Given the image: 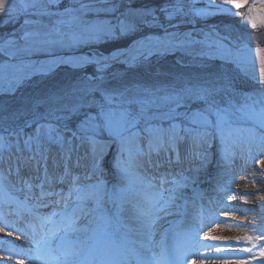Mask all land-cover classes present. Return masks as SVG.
<instances>
[{"label":"snow or ice","instance_id":"snow-or-ice-1","mask_svg":"<svg viewBox=\"0 0 264 264\" xmlns=\"http://www.w3.org/2000/svg\"><path fill=\"white\" fill-rule=\"evenodd\" d=\"M58 4L59 0H27L21 5L19 9L21 12L27 13L31 9V14L37 17L49 16L57 17V19L50 28L42 25L40 20H26L25 25H35L36 28L24 31L22 39L25 46L17 48V52L31 53L36 50H50L55 46L73 47L92 41H107L132 35L142 27H160L163 29V35L146 36L142 40L134 41L129 49L123 51L117 49L108 56L67 58L53 56L46 62L25 65L32 69L30 75H46L60 64H67L73 68L95 64L99 75L85 76L83 80L66 88L49 92L33 105L30 110V119H25L19 131L3 129L10 136L17 137V152L23 154L26 150L32 153L24 159V163L35 161L39 169L40 160H44L45 179H48L46 153L50 151L52 145H57L65 160L64 175L67 176L70 175L67 161L70 160L72 152L80 146H86V155L91 157L93 173H95L100 171V162L107 148L116 144L119 148L116 167L121 174V179L127 181L124 187L114 185L109 190L103 180L82 185L79 183L78 176L73 177L67 193H56L60 196V200L56 203L62 204L60 210H54L51 214L40 218L41 229L47 225V231L42 232L39 239H35L34 232L32 242L39 250L41 264H123L129 254L136 256L137 264H152L137 251L135 247L137 241L128 240L127 237L117 241L115 232L109 229L114 224L121 223L119 213L123 210V205L129 202L127 197L131 195L137 199V202L133 204V215L140 225L139 232L151 240L153 228H157L158 222L163 219L159 213L170 214L169 209L179 198L177 189L184 185L173 179L171 183L175 187L166 188L165 185L169 183V180L165 175H161L158 183H154L153 181L157 180L156 177L148 180L134 171L136 166L134 161L139 157H147V163L152 165L153 152L159 155L161 151L166 153L175 151L178 142L184 139L179 135L180 131L191 133V139L196 146L204 140L208 134V128L214 127L223 139L225 127L231 125L233 117L255 119L261 127H264V90H261L256 99H253L251 94H242L244 102L237 104L231 81L222 76L204 77L199 73L187 76L181 74L168 84L151 87L124 84L114 76L112 79L116 80V83H111L103 75L110 67L109 61L132 65L146 61L154 53L187 51L197 44L213 49L221 59L227 60L230 58L231 50L223 43L226 38L219 37L218 34L215 40H210L212 34H204L203 40H196L190 32H170L169 27H178V25H172L171 20L188 14L184 12L179 0L174 5L160 9L169 22L167 27L156 16L155 9L133 8L129 4L121 11L120 0H88V2L72 0V4L63 9H60ZM53 5H57L55 11L51 10ZM232 6L236 9L247 8L246 21L253 29L264 25V3L256 9L255 0L251 4L248 0H232ZM212 7L220 13L237 15L226 5H212ZM254 10L257 14H254ZM13 11L15 9L10 0H0V16L9 15ZM191 11L197 16L209 14L205 10L192 9ZM87 14H94L97 19L86 21L84 16ZM101 15L111 19H100ZM82 25L83 31H77ZM41 26L47 30L40 31ZM16 44L17 41L13 39L5 40L0 50L14 47ZM5 54L15 57L16 52H5ZM256 54L260 63L258 82L264 86V48L257 47ZM198 55L211 57L213 52L201 51ZM121 57H124L123 61ZM193 66H195V60ZM9 67L16 66L8 63L3 65L4 69ZM26 78L18 77L16 83L19 84ZM192 104H199L201 107L192 110ZM254 105H261L259 111ZM39 107L44 108L42 113L37 111ZM181 108L185 110L179 111ZM237 113L241 115L237 117ZM22 115H28V113ZM165 122L168 124L166 128ZM24 128H33V131L24 133ZM141 133H145L148 137L147 151L140 144ZM21 134L26 137L23 140V148L20 146ZM8 144L7 137L0 134V148ZM124 153H127L126 160L120 159ZM21 159L22 157H17L18 162ZM168 162L171 163L170 160ZM259 163L264 165V161ZM159 166V163L155 165L157 168ZM86 179H91V176L89 175ZM62 180L63 177H61ZM37 187L41 188V197L52 195L43 191L42 184ZM221 191L227 193L228 189L225 187ZM0 193H4L7 199H12L2 183H0ZM107 204H112L116 208L115 216L109 215ZM42 206L47 207V205ZM89 216L93 218L90 223L98 222L95 227L89 228L81 224V220ZM201 227H203V220H201ZM0 231H4V227H0ZM158 231L159 228H157ZM198 231L199 229H194L191 233L185 234V240L189 245L193 248L196 245L211 247V245L199 243ZM79 234H84L82 239ZM8 235L11 236L12 233ZM74 236L75 239H73ZM212 239L220 238L212 237ZM247 239L253 238L247 237ZM255 239H264V236H258ZM54 242H56L55 247H53ZM0 243L14 242L4 240ZM139 243L141 248L146 247L142 241ZM161 245L162 241L156 242V246L161 250L156 254L155 264H183L184 258L189 255V251L180 244L174 245L168 254H165ZM196 250L198 251V248ZM260 256L264 257V251L260 252ZM12 258L9 257L8 260ZM0 264H7V260L0 259ZM17 264H24V261L18 260Z\"/></svg>","mask_w":264,"mask_h":264},{"label":"rangeland","instance_id":"rangeland-1","mask_svg":"<svg viewBox=\"0 0 264 264\" xmlns=\"http://www.w3.org/2000/svg\"><path fill=\"white\" fill-rule=\"evenodd\" d=\"M184 12L188 13L187 15L181 16L180 19H172L171 24L172 25H178V27H169L172 28L171 31H180L186 27H195L196 24H194L197 20L200 19V22L202 25H209L210 27L217 28L222 34H226L229 37H231L235 41L244 40L248 43H250L253 46H262L264 45V31H261V26H258L257 28L253 29L251 24L246 21V14H247V8H233L232 6V0H184ZM27 2V0H10V3L12 4L15 11H13L9 15H3L0 16V22H3L4 24H7L8 22H11V20L16 19L15 13H25L19 11L21 8V5L23 3ZM61 0H59L58 7L60 9H63L64 7L69 6L72 4V0H70L67 6H64L62 3H60ZM85 2H88V0H85ZM122 6L121 11L124 10L125 7H127L129 4L133 8H153L154 4L156 3H163L164 8L168 7L170 5H174L178 2V0H120ZM180 2V1H179ZM253 0H248V3L251 4ZM183 3V1L181 2ZM264 3V0H255V8L259 9L261 7V4ZM212 5H226L229 8H232L233 11L237 13V15L233 16L228 13H220L218 12ZM78 6V5H73ZM99 6V5H98ZM57 8V5H53L51 10L55 11ZM192 9L197 10H205L208 15L205 16H197L192 12ZM244 10V11H243ZM244 12V17H242ZM240 13V16L238 15ZM254 14H257V12L254 10ZM31 15V9L23 15V17L26 20H32L30 17ZM156 16L159 18L162 24L164 26H168V20L165 19L164 13L162 11H156ZM33 18H38L40 21H42V25L48 26L50 28L53 24V22L57 19V17H49V16H32ZM100 19H111V17H105L104 15H101L99 17ZM84 19L86 21H92L97 19V17L94 14H87L84 16ZM25 20V21H26ZM115 21L113 20V23ZM28 29V31L34 30L36 28L35 25H27L25 27ZM84 26L82 25L80 29H77V31H83ZM264 29V28H263ZM47 29L44 27H40V31H46ZM26 31V30H25ZM66 31V30H65ZM150 32L152 33H160L158 27H153ZM137 33V32H135ZM14 34V33H13ZM86 35V33H85ZM140 35L144 36V32L140 33ZM138 37V36H137ZM15 39H19L20 37L18 35L14 36ZM136 38V35L134 36ZM132 38V39H134ZM40 39V38H36ZM131 40V39H130ZM102 41V40H101ZM88 42V43H81L78 46L73 47H59L55 46L51 48L50 50H36L31 53L27 52H17V48H22L25 46L24 40L21 39L20 44L14 46V47H8L4 48L5 52H16L15 59L20 58H33V57H44V56H58V54L61 53H77L84 50V47L88 46L89 48H96L95 46L104 43L101 42ZM120 41V40H119ZM125 45V44H123ZM126 46V45H125ZM118 48V47H116ZM99 50V49H98ZM91 51V50H90ZM100 54V53H99ZM166 54V53H165ZM155 57V56H152ZM149 57L146 61H141L139 64H147L149 63V59L152 58ZM154 59V58H153ZM155 59L159 60H165V59H172L168 56H164L161 54V56H156ZM111 66V65H110ZM112 70L116 69L115 65L111 66ZM213 73H215V76H222L228 78L226 73H222L220 70H215ZM73 73H67L63 72L62 74L52 76L50 73L46 75H39V76H47L44 80L46 81L43 85L36 86L35 93L38 94L43 89V94L40 96L37 95L38 99L34 100L32 97L34 95L30 96L29 98L26 96L19 97L20 93L17 92L13 97L14 101L12 100L13 97L10 99H7L8 97L3 95L1 99H4V101L0 100V130L2 132L4 128H9L11 131L12 129H17L21 127L20 125L24 124L25 119H30V110L32 109L33 105L41 100L45 95H47L49 92L56 91L58 89L66 88L67 86L75 83L71 82V75ZM38 75V74H37ZM185 75V73L183 74ZM155 78H158L160 80V77L153 76ZM131 77H122V74L119 76V81L121 83L127 84L126 79ZM39 77H35L26 84H36V82L39 80ZM74 80V79H73ZM78 79L77 81H79ZM76 81V82H77ZM25 82V81H24ZM23 82V83H24ZM171 81L163 82V81H153L145 77H140L137 79H132L130 84H139L142 86H162L165 84L170 83ZM21 83V84H23ZM46 84H53L55 88H48L44 89ZM19 86V85H18ZM17 86V87H18ZM15 89L9 88L4 93H13ZM235 95L238 98H235L236 103L240 104L244 102V97L242 94H245L246 92L238 93L239 89H234ZM264 90V89H263ZM259 92L255 91H248L246 94H251L253 99L258 98ZM1 94V93H0ZM3 94V93H2ZM240 96V97H239ZM40 98V99H39ZM11 103H10V101ZM10 103L6 105L5 103ZM251 103V101H249ZM254 107L259 111V108L261 105H254ZM192 110H195L196 107L191 108ZM185 109L181 108L179 111H184ZM39 112H43L44 108L39 107L37 109ZM23 113H28V115H22ZM15 114V115H14ZM241 114L237 113V117H239ZM7 117V119H5ZM214 121V117L212 118ZM245 124L246 126H252V127H260L264 130V127H261L258 120L255 119H248V118H240L237 119L235 117L232 118V123L230 126L225 127L224 136L223 139L221 138V134L216 131L214 127H212V135L207 134L204 138V140L194 149V144L191 143V139L188 135L184 133H179L181 137H184V139L180 140L178 144L176 145V150L172 152H164L161 151L159 155H157L155 152L152 153L151 159H152V165H149L147 163V157H139L136 161H134V171L138 174L144 176H151L159 178L161 175H165L167 179L169 180V186L167 188L175 187L171 183V181L178 177L177 181L179 184L183 185L180 180V173L186 170H190L186 176L191 178V181L193 183H202L203 177L205 174L209 173L208 168L212 166V164H215V172L214 177L215 181L212 183L211 188H209V197H210V209H207L206 214L203 213V227L201 225L196 224L193 222L189 215H198L199 211L203 210L204 206H197L192 205L188 208V213L184 221L181 222V225L179 227L175 228L173 231H170L169 236L164 235V230L170 225L172 220L175 218V213H171L170 211L175 212V206L171 207L169 209L170 214L164 215L163 219L158 222L157 228H159V231L157 232V228H153L152 230V239H166L167 243L169 242V248L166 250L163 248L164 252L170 253L171 249L174 245L180 244L184 248L187 247L189 244L185 240V234L191 233L192 227H200L202 229H205L202 233V236L206 239V241L214 248L213 254L211 255H217L218 257L214 258L211 264H264V257L260 256V252L264 251V239L257 240L255 237L258 236H264V165L259 163V161H264V135H254L256 137H253V131L254 128L247 129L238 127L239 125ZM165 125V128L168 126L167 122ZM33 131V128L29 129V131L24 133H30ZM7 137L9 144L7 146H4L0 148V160L1 163V170L6 171L8 168L9 160H12L10 157L7 158L6 154L10 153L12 155L21 154L20 152H17L16 149L13 150V145L16 146V136H10L4 135ZM147 136V135H146ZM141 138L140 144L144 148L145 151H147V137ZM26 137L21 134L20 136V146L23 148V140ZM243 139V141H241ZM112 145L107 148L105 155L103 156L101 162H100V171L93 173V166H92V159L90 156L86 155L87 148L86 146H80L76 148L72 154L70 160L67 161L68 169L70 171V176L76 177L81 176L83 172L88 177L91 176V179H89L87 183H94L97 180H103L104 182L108 179H113L114 185H119L120 187H124L127 184L126 180L121 179V174L119 173L116 162L118 159L119 151L116 149L113 151V154L110 155V149ZM53 148H56L55 151L52 150ZM214 149H217L218 153H214ZM54 151V152H52ZM178 153V155H177ZM32 155V153H29L28 151H24L23 154H21V161H20V167L28 169V173H26L27 177H31V167H34L35 161L31 163H24V159H26L28 156ZM47 155V168L51 167V165L55 164H63L65 163V160L63 159V154L59 150V146L52 145L50 148V151L46 153ZM51 155V158L49 156ZM75 155V156H74ZM39 159V157L37 158ZM122 160H126L127 158L120 157ZM171 161L169 163L168 161ZM213 162V163H212ZM159 163V167H155V165ZM142 165V166H140ZM40 166L45 169V162L44 160H40ZM30 167V168H29ZM77 169V170H75ZM143 169H148L144 170ZM157 173H159V176H155ZM60 173H57L55 177L58 179V182H55L52 184L53 187H46V183H42L40 181V185H43V190L49 193V190L52 191L55 195L49 196L48 199L54 200L56 193H66L67 189L64 188V186L59 185L60 183ZM117 177H114L115 175ZM179 175V176H178ZM120 176V177H118ZM182 176V175H181ZM41 179V178H40ZM39 178L35 179V182L39 183ZM229 181H232L229 183ZM25 181L21 180L19 183H23ZM84 184V183H83ZM58 186V187H56ZM193 184L187 183L184 184L183 187H179L177 189V196L179 197L175 202L181 203L183 200L189 198L191 194V188ZM166 187V185H165ZM227 188L228 191L231 193V199L229 204H223V207H220L218 209L215 208V201L216 200H223V193L221 191L222 188ZM216 190V191H215ZM217 190H220V194L217 192ZM214 192H216V196L214 195ZM167 193H165L166 195ZM37 192L32 193V198L35 200L37 198ZM43 200L46 201L47 198L43 197ZM127 201L123 205V210L119 213L120 221L119 229H125V227H129V230H125L124 235H122V238L127 237L128 240H132L135 238H140L142 235L139 232L140 225L139 223L134 219L133 215V204L137 202V199L131 195L127 197ZM35 206V205H34ZM199 207V209H198ZM207 207V206H206ZM28 211L30 210L28 207H25ZM258 208V209H257ZM38 209V208H37ZM36 208L32 209L37 214L35 217V220L40 221V218L43 217L42 213L38 211ZM199 210V211H198ZM213 213V215H216L218 218L216 220L210 221L211 219L208 218V214ZM163 214V213H159ZM225 214V218L220 219L222 215ZM31 216H33L31 214ZM34 217V216H33ZM207 218V219H206ZM93 218L91 216L84 218L81 220V224L88 226L89 228L95 227L96 223H90ZM35 221V222H37ZM25 229H28L25 226ZM197 229V228H196ZM207 234V235H205ZM81 236V239L83 238L84 234H79ZM212 237H219L220 239H212ZM247 237H252L253 239L249 240ZM240 238V239H236ZM75 239V236L73 237ZM196 247V246H195ZM239 248H251V251L248 253H240L238 251ZM217 249H220V251H217ZM186 250V249H185ZM142 256V255H141ZM186 256L184 259L188 258ZM255 257V258H253ZM184 262V261H183Z\"/></svg>","mask_w":264,"mask_h":264},{"label":"bare ground","instance_id":"bare-ground-1","mask_svg":"<svg viewBox=\"0 0 264 264\" xmlns=\"http://www.w3.org/2000/svg\"><path fill=\"white\" fill-rule=\"evenodd\" d=\"M174 32H176V31H174ZM177 32L189 33V31H177ZM204 34H212L210 37V40H215L216 34H218L219 37H222V34L219 32L218 29L207 28L201 33V35L199 37L193 36V38L196 40H203ZM162 35H148V36H162ZM133 43H131L128 47H125V48L120 49V50L123 51V50L129 49L130 47L133 46ZM223 43L225 45H227V47L231 50V52H230V58L229 59H227V60L222 59V60L230 61V62L236 64L244 72H247V74L251 75L256 81H259L260 63H259V58L257 57V54H256V49H253L246 44L232 43L231 41H228L227 39H224ZM176 51H179L181 53H186V54H189L192 56H199L198 53H200L201 51L213 52V55L210 58L221 59L219 54L215 53L213 49H210V48H208L204 45H201V44L194 45L192 48L188 49L187 51L175 50V51H169L166 53H172V52H176ZM157 54H161V53H157ZM79 56H84V55H79ZM103 56H108V55H103ZM63 57L67 58V57H78V56L77 55H70V56H63ZM89 57H91V56H89ZM206 57H209V56H206ZM50 58L51 57L43 58L40 60L24 61V62H4V63L0 64V93L6 91L9 88L16 87L18 85L16 83V78L25 76V77H27L26 79H28V78L32 77L33 75H35V74L30 75V73L32 72V69L29 67H26L25 65H27L28 63L35 64L38 62H46ZM123 59H124V57H121L122 61H123ZM5 63H8L10 65H15L16 67H9L7 69H4L3 65ZM26 79H23L22 81H24ZM13 149H16V146L13 145ZM55 149L56 148H53L52 150L55 151ZM54 151H52V152H54ZM6 156L8 159L10 157H12L11 158L12 160H9V163H7L9 166L6 169V172H2V170L0 169V182L5 187L11 186L12 188L15 189L14 183L19 182L20 180H21V182L25 181L22 184L24 185L23 188L26 190L29 197L32 195L33 192L38 191L37 193H39V196H37L36 200L38 202L37 203L38 209L40 210V212H43L42 213L43 217L51 214L54 210L59 211L60 208L62 207V204H57L56 201L60 200V196H58V195L55 196L54 200L50 199L49 201H53V203L47 205V207H44L42 205H46V204H45V201L43 202V197H46V198H48L49 196L53 197V195H55V194L52 193L51 190H49V193H52V195H44L43 197H41L40 187H37V185H40V181H41L44 184L46 183V187H48V188L53 187L52 184H54L55 182H58V179L55 177V175L57 173H60L59 174L60 175L59 185L64 186V188H66L67 192H68L70 183L72 181V177L70 175H67V176L64 175L65 163H63V164L58 163L55 165H51V167H48L47 168L48 179H45V169H43L41 166H39V169H37L36 165L34 167H31V169H30L32 172L31 177H27L26 173H28V169L20 167V162L17 161V157L18 156L21 157V154L12 155L11 151H10V153H7ZM49 158H51V155L49 156ZM0 165H1V163H0ZM67 165H68V163H67ZM75 170H77V169H75ZM189 171H190L189 169L184 171L185 174H183V175H186ZM61 177H63L62 181H61ZM37 178H39V179L41 178L39 180V183L35 182V179H37ZM87 181H89V179H86L85 176H82V175L79 176V183L80 184L85 183ZM29 185H31V188H29ZM168 186H169V184L166 185V188ZM56 187H58V186H56ZM46 193H48V192H46ZM223 194H224L223 200H216L215 201V208L216 209L223 207V204H226V203L229 204L230 203V199L228 197H231V193L229 191H227V193H223ZM28 213L29 212L27 211V209H25L22 206H18L17 208L16 207L13 208L12 202L9 199L5 198L3 196V193H0V220L3 221V227L6 229H9L10 231L14 232L17 235H20V234L26 235L27 238L32 243V246H33L32 250H35V256L34 257H36L35 258L36 264H41V262L39 260V255H40L39 250L37 249L36 244L32 242L34 239L33 234L35 232L36 233L35 239H39L40 234H42V232H44V231H47L48 228L45 226L43 229H41V227H40L41 221L33 222V220L31 219V217L29 216ZM159 215L164 216V214H159ZM3 218H4V220H3ZM189 218L191 220H193L194 222H196L197 224H201V220H203V216L196 215V214L195 215H189ZM208 218L209 219L211 218L210 221H212V219L216 220V218H218V217L216 215H213V213H210V214H208ZM223 218H225V214L220 217V219H223ZM25 226L28 229H25ZM203 231L204 230L199 229V231L197 232V239L201 238V234L203 233ZM132 241L138 242L135 245L136 249L142 254L143 258L150 260L152 262V264H155V261L157 258L156 254L159 253L161 250L160 248H158L156 246V242L162 241L161 247H165L166 245L169 246V242L167 244L166 241L158 240V239H152V238H151V240H149L146 236H142L140 238L132 239ZM141 241L146 245L145 248L140 247L139 242H141ZM200 242L204 243V242H206V240L201 239ZM20 246L21 245H19V247L13 246V248H12L13 251L4 252L1 250V245H0V259L7 260V264H15L14 263V257H25L27 254L25 248L22 246L20 247ZM55 246H56V243L53 244V247H55ZM185 249L189 251V256L191 258L196 257L198 260H206V262H209V264H211V262L213 261L214 258L218 257L217 255H210V254L205 255V254H203V252H200L199 250L197 251L196 250L197 248H193L189 244L187 245V247ZM9 257H13V258L8 260ZM189 258H186L185 261H188ZM129 262H131L132 264H137V258L134 255L129 254L127 257V260L124 261L123 264H129ZM206 264H208V263H206Z\"/></svg>","mask_w":264,"mask_h":264},{"label":"trees","instance_id":"trees-1","mask_svg":"<svg viewBox=\"0 0 264 264\" xmlns=\"http://www.w3.org/2000/svg\"><path fill=\"white\" fill-rule=\"evenodd\" d=\"M156 63L153 64V66H156V67H163V66H170V64H176L177 61H175V59H165V60H162L161 62H157L155 61ZM158 65V66H157ZM213 65V63L209 62V61H202L200 63H195V66L196 69H195V73H203V71H201L199 68H201L202 70H204L205 72H210V66ZM194 66V67H195ZM154 67V68H156ZM91 71V74H89L90 76H93V75H96L95 72H93V70L89 67V68H86V69H83L82 70V73L85 74L86 71ZM168 71V72H166ZM145 75L147 76H153V75H160V78L166 80V77H170V78H175L176 76L173 75V74H169V70L168 69H164L162 71V74L161 72H158V71H151L149 73H146Z\"/></svg>","mask_w":264,"mask_h":264}]
</instances>
